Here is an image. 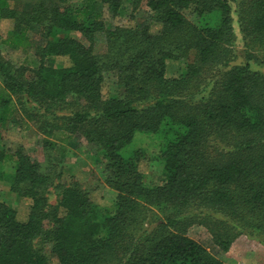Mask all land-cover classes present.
Returning <instances> with one entry per match:
<instances>
[{
	"label": "trees",
	"instance_id": "1",
	"mask_svg": "<svg viewBox=\"0 0 264 264\" xmlns=\"http://www.w3.org/2000/svg\"><path fill=\"white\" fill-rule=\"evenodd\" d=\"M128 1L144 3L159 29L107 30L98 5L116 14L122 0H29L22 9L0 0V21L12 22L0 45L25 51L33 31L43 40L31 67L0 54V125L34 127L47 151L82 138L115 192L100 206L77 183L54 184L21 148L0 147V181L30 201L24 222L0 201V264H223L187 236L195 225L223 253L242 233L264 244V74L229 66L230 0ZM235 13L244 42L264 51V0H237ZM97 34L103 58L92 51ZM56 58L68 64L55 67ZM168 60L187 61L179 77H165ZM136 136L156 143L162 184L145 182ZM151 209L153 221L135 232Z\"/></svg>",
	"mask_w": 264,
	"mask_h": 264
},
{
	"label": "rangeland",
	"instance_id": "2",
	"mask_svg": "<svg viewBox=\"0 0 264 264\" xmlns=\"http://www.w3.org/2000/svg\"><path fill=\"white\" fill-rule=\"evenodd\" d=\"M28 1L11 0L10 5L13 7L18 5L22 9L23 4ZM48 1L51 4H60L58 0ZM84 1L86 0H68L64 5L62 3L60 5L62 7H79ZM94 1L98 3L100 0ZM236 1L230 0L235 41L233 59L229 66L248 65L252 71L264 74V51L260 46L251 48L250 45L244 42V38L238 28L237 15L235 13ZM98 11L101 12V20L107 30H113L116 27L133 28L143 25H147L151 32H156L159 29L152 22V14L144 6V3L134 7L128 0H122L121 8L116 14L111 13L102 4L98 5ZM185 16L188 20H192V14L189 11L185 12ZM11 28L12 22L9 20L0 21V41L7 36ZM39 36V33L34 31L29 34L32 44L25 51H12L0 45L1 57L14 63L28 65L29 67L34 66L36 62L35 48L43 44V40ZM70 36L85 46L88 45L80 34L73 32ZM92 51L99 58H103L107 53L104 34L94 36ZM186 62L168 60L166 62L165 77H179L184 71ZM67 64V58H56L54 61L55 67H64ZM105 78V86L109 87L111 92H114L116 85L111 73L107 74ZM43 140L44 137L34 127L28 130L22 129L18 119L0 125V147L2 149L13 152L21 148L33 160L40 163L43 170L50 174L54 184L58 182L63 184L77 183L82 190L89 192L90 198L98 205L106 207L111 204L115 192L104 183L101 174L102 162L95 151L82 138L76 137L65 145L57 143L50 151L44 148ZM49 140L54 141L52 138H49ZM135 141L132 149L139 152V169L144 174L145 182L150 185L162 184L164 182L162 163L159 159L156 143L143 136H136ZM50 192L49 202L54 205L56 203V195H54L52 190ZM0 201L16 212L20 222L26 221L30 201L15 197L9 192L8 185L3 181H0ZM156 214L155 209H151L146 212L145 217L140 215L141 221L139 220V224L134 228L135 232L138 233L140 230L145 229L144 222L153 221L152 218ZM187 236L203 246L207 252L223 264H264V244L257 242L249 234L242 233L235 237L229 250L225 253L216 247L210 233L203 226H191L188 229Z\"/></svg>",
	"mask_w": 264,
	"mask_h": 264
}]
</instances>
